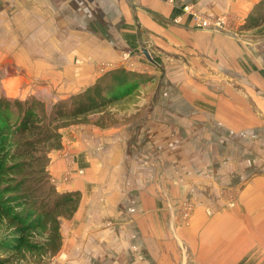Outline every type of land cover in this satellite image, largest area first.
Wrapping results in <instances>:
<instances>
[{"label": "crops", "instance_id": "obj_1", "mask_svg": "<svg viewBox=\"0 0 264 264\" xmlns=\"http://www.w3.org/2000/svg\"><path fill=\"white\" fill-rule=\"evenodd\" d=\"M259 1L0 0V91L7 98L67 97L91 84L103 63L145 62L138 52L151 45L174 50L179 61L213 64L205 75L211 84L198 83L189 70L183 77L189 84L174 86L179 98L167 107L176 103L186 114L142 120L141 166L123 165L134 159L136 137L127 129L88 124L61 130L62 148L50 153L49 174L58 180V191L81 194L67 225L92 217L93 223L77 232L96 233L87 243L82 237L84 244L72 245L80 254L62 264H184L169 232H179L184 241L188 232L183 237L184 229L174 228L164 199V182L172 174L193 198L212 178L241 184L236 183L241 232H228L227 226V232H201V237L191 226L190 236L198 235L191 264H264V38L248 36L263 27L242 31L238 40L195 28L183 10L191 6L205 16H227L237 29ZM217 78L222 84H214ZM66 151L77 166H93V184L73 173L72 181H59ZM85 170L87 176L90 169ZM199 220L195 214L193 222ZM61 236L64 253L69 247L62 229Z\"/></svg>", "mask_w": 264, "mask_h": 264}, {"label": "trees", "instance_id": "obj_2", "mask_svg": "<svg viewBox=\"0 0 264 264\" xmlns=\"http://www.w3.org/2000/svg\"><path fill=\"white\" fill-rule=\"evenodd\" d=\"M264 27V0L249 13L239 30ZM144 75L118 67L97 77L79 92L49 107L35 96L0 95V253L36 252L54 256L61 247V220L78 209L80 192H59L48 171L50 153L62 148L61 130L75 125L110 126L107 109L130 97L145 83ZM98 115L91 122L90 117ZM0 254V264H12Z\"/></svg>", "mask_w": 264, "mask_h": 264}, {"label": "rangeland", "instance_id": "obj_3", "mask_svg": "<svg viewBox=\"0 0 264 264\" xmlns=\"http://www.w3.org/2000/svg\"><path fill=\"white\" fill-rule=\"evenodd\" d=\"M191 7V6H190ZM193 8V7H192ZM194 9V8H193ZM195 10V9H194ZM196 11V10H195ZM197 12V11H196ZM199 13V12H198ZM201 16L209 18V19H223L225 22V26L223 28H215L210 27L207 30L211 32H218L220 34H224L230 37L237 38L241 40V31L239 28H235L236 25L230 24L227 16H220V17H209L202 15ZM255 35V36H254ZM249 37H258L257 39L264 38V27L259 31L252 32L248 35ZM264 46V42L262 43ZM159 47L163 50L162 46H148L143 47V50L147 52V56H144L142 50H139L138 54L143 59H145L146 65L144 61H137L125 58L120 60L118 63L116 62H106L98 66L95 69V79L104 73L113 70L118 67H124L127 70L140 73L148 78L145 83L140 85L137 90L128 98L121 100L119 102L114 103L107 109V112L110 115V119H105L104 122L109 124L111 127L116 128H124V130H128L130 136L134 135V144H133V151H132V158H134L131 162H125L123 160L124 167H133L136 164L138 166L142 165L141 159L145 156V153L141 151V142L138 140L137 136L141 135L142 128L144 127L142 120L144 118H166L172 115H184L186 114L187 110L177 109V105L173 104L171 107H167V105L171 104L173 101V97L176 95L174 93V86H179L183 84H189V81H184V75L191 70V73L196 77L198 83H209L211 84V78L209 79L206 75L207 70H210L209 67H213L211 64L212 62H205V61H190V60H178L179 58L175 59V56L178 57L179 55L175 53L174 50L169 51H161ZM180 52H184L180 50ZM194 54V52H193ZM144 60V59H143ZM214 62V61H213ZM216 63V62H214ZM199 73V74H198ZM209 73V72H208ZM94 79V80H95ZM214 84L220 83L222 84L223 79L213 80ZM222 81V82H221ZM234 82V81H233ZM1 90V88H0ZM176 91H179L176 89ZM3 90L0 91V95H3ZM33 96V95H29ZM28 97V96H27ZM37 97V96H35ZM56 93H50V95L42 97H37L38 99L42 100L48 107L53 104L55 101L62 99L58 98ZM170 99H166V98ZM65 98V97H64ZM177 98V99H176ZM179 96H175V100H178ZM14 99V98H11ZM57 99V100H56ZM55 100V101H54ZM165 100H168L165 101ZM170 100V102H169ZM166 104V105H165ZM98 115L91 116L89 119L93 122ZM153 125L150 124V127ZM71 127V126H70ZM108 127V126H107ZM157 129V125L153 126ZM131 142V143H132ZM150 155H156L151 149L149 151ZM63 159L66 161L67 167L63 171L62 175L59 178L61 183H68L73 180V175L79 176L80 182H92L89 184H93L94 182V171H91V167L88 164H81L80 166L76 165L75 157L68 151L64 155H62ZM50 162V161H49ZM152 165V163H151ZM49 167V165H48ZM88 167L90 172L87 176H85V168ZM169 167V165H167ZM169 169V168H167ZM168 172V171H167ZM171 175V174H166ZM173 175V174H172ZM167 176L165 180V189L164 191V199L166 201L167 212L170 217L174 218V228H183L181 232H188L187 240L184 241L179 236V232L177 235H174V232H169L173 235V241L177 244L179 252L181 253L182 259H184V264H191V258L193 260V254L191 253V247L195 244L196 237L198 235L201 236V232H241V213L239 217V208L241 206L238 205L239 194L241 192V188L237 186L240 182L234 180V183H221L220 180L216 178H212L211 184L215 185L212 186L211 184H205L204 188L201 189V193L198 197L193 198L194 194L190 191L189 188L186 187V184L183 180H180L179 177L173 178V176ZM125 176L129 177L128 180L132 181L131 174H125ZM121 177H123L121 173ZM53 184L55 185L54 178H51ZM77 180V179H75ZM58 181V180H56ZM177 181V182H176ZM237 183V185H236ZM241 185V184H240ZM56 187V185H55ZM61 192V191H59ZM81 196V194H80ZM129 196V195H128ZM81 198V197H80ZM239 210V211H238ZM200 213V220L193 222L195 214ZM234 213V219H231L227 222L228 216ZM91 218V219H90ZM87 218L86 220H81L79 223L76 220L73 223V226L70 225L69 220H61L60 223V234L61 229L62 233H64V239L66 240V244L68 248H65V252H59L49 257L47 256H40L36 252H26L24 257H20L18 254H10L1 252V255H9L11 256L12 264H62L63 261H66L69 255L71 256H78L80 253L78 250H72L70 247L76 245H82L88 242V235L96 234L95 232H77L81 227L86 228L88 225V221L92 222V217ZM68 224V225H67ZM71 230L68 231V227ZM191 226H195L193 228L194 232H198L195 237L190 236L189 228ZM93 227L95 228L94 224ZM167 230V227L165 228ZM168 232V230H167ZM118 234L120 232H117ZM6 231L4 227L0 226V238L5 236ZM133 235L134 239L137 238L138 234L136 232H130L129 235ZM195 234V233H194ZM66 235V237H65ZM79 235V236H78ZM82 237L87 238V241L82 243ZM202 237V236H201ZM62 238V236H61ZM81 240V241H79ZM171 240V245H173V241ZM84 241V240H83ZM68 249V252H67Z\"/></svg>", "mask_w": 264, "mask_h": 264}, {"label": "built area", "instance_id": "obj_4", "mask_svg": "<svg viewBox=\"0 0 264 264\" xmlns=\"http://www.w3.org/2000/svg\"><path fill=\"white\" fill-rule=\"evenodd\" d=\"M183 10L190 15L194 26L197 29L206 30L210 27L223 28V26H225V22L223 19H209L203 17L190 6L184 7Z\"/></svg>", "mask_w": 264, "mask_h": 264}, {"label": "water", "instance_id": "obj_5", "mask_svg": "<svg viewBox=\"0 0 264 264\" xmlns=\"http://www.w3.org/2000/svg\"><path fill=\"white\" fill-rule=\"evenodd\" d=\"M143 53H144L145 56H147V52L145 50H143Z\"/></svg>", "mask_w": 264, "mask_h": 264}]
</instances>
